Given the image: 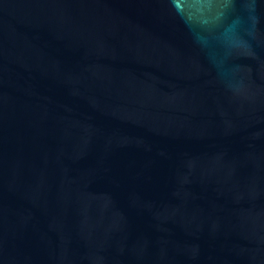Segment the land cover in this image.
<instances>
[{
    "label": "water",
    "instance_id": "1",
    "mask_svg": "<svg viewBox=\"0 0 264 264\" xmlns=\"http://www.w3.org/2000/svg\"><path fill=\"white\" fill-rule=\"evenodd\" d=\"M0 264H264V0H0Z\"/></svg>",
    "mask_w": 264,
    "mask_h": 264
}]
</instances>
